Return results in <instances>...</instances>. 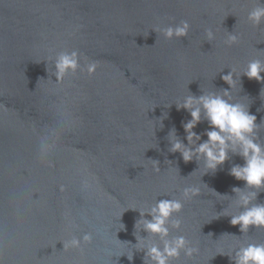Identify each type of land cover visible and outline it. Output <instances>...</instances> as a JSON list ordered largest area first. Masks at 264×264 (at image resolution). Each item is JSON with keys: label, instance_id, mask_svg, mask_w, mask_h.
Returning a JSON list of instances; mask_svg holds the SVG:
<instances>
[{"label": "water", "instance_id": "water-1", "mask_svg": "<svg viewBox=\"0 0 264 264\" xmlns=\"http://www.w3.org/2000/svg\"><path fill=\"white\" fill-rule=\"evenodd\" d=\"M254 6L256 0H0V255L5 264H143L144 253L131 245L139 212L128 208L179 198V189L191 185H199L202 194L185 202L174 217L182 219V228L171 235H185L200 253L192 260L181 253L173 264H233L216 253H227L236 240L264 242V229L220 237L242 236L231 217L215 219L223 209L238 211L233 198L215 192L234 196V186L243 188V181L228 174L233 164H243L239 156L230 154L215 173L202 175V163H185L178 152L168 151L169 131L175 127L186 144L182 121L191 119L175 103L190 93L228 88L221 76L230 67L239 73L250 60H264V25L246 22ZM181 20L191 25L187 37L166 40L152 30ZM207 28L215 33L211 43ZM228 32L240 35L237 45H225ZM64 50L96 61L95 74L78 73L53 84L47 61ZM262 88L264 83L241 75L233 91L258 124L264 121ZM46 127H56L60 138L57 149L41 160L38 143ZM207 127L202 122L194 131ZM260 136L264 141V123ZM152 160L159 162V173ZM256 202L264 203V191ZM65 213L77 227L69 228ZM85 232L93 233V241L83 253L63 251L62 241Z\"/></svg>", "mask_w": 264, "mask_h": 264}, {"label": "clouds", "instance_id": "clouds-1", "mask_svg": "<svg viewBox=\"0 0 264 264\" xmlns=\"http://www.w3.org/2000/svg\"><path fill=\"white\" fill-rule=\"evenodd\" d=\"M246 22L254 28L264 25V0H256V6L247 11ZM190 29L188 20H181L174 26L172 24L167 27L157 26L152 30L162 35L164 39L172 40L187 37ZM215 38L211 28L205 29L206 41L211 43ZM239 42L240 35L235 32H228L224 40L228 47L237 45ZM49 61L52 66L47 67L48 80H51L53 84H63L66 77H76L78 73L92 77L98 67L96 61H88L78 50L59 51L49 57L47 62ZM262 74H264V60L252 59L242 72L238 73L234 67H230V71L221 76V79L229 86L228 88L207 92L201 90L202 94L199 96L189 92L190 94L181 102L175 103L177 110H186L191 119L182 121L186 144L177 136L175 127L169 131V152H178L185 163L193 160L198 165L202 163L204 168L202 175L208 172L215 173L230 160L231 156H239L243 160L242 165L233 164L228 170L229 175L244 182L243 188L234 186L231 190L234 196L221 195L213 190L221 198H233L230 202L238 209L235 214L223 209L222 212L217 213L215 219L220 216L231 217L230 224L239 226L242 236L225 233L220 237H246L250 228L264 229V203L256 202L259 193L264 191V141L260 136L261 124L264 121L258 124L256 115L250 113L249 107L234 100L233 96L238 82L240 84L241 75L264 83ZM52 76H55V82L52 81ZM261 93H264V88L261 89ZM202 122H206L208 127L203 133L198 134L194 129ZM202 136H206L207 139L202 140ZM59 138L60 132L56 127L45 128L38 143V155L41 160H45L57 149ZM152 161L153 170L159 173L161 171L159 162ZM168 162L171 164V161ZM47 164L49 167H54V162L51 160H48ZM173 168L178 170L176 167ZM82 186L85 190L90 187L87 179L82 181ZM63 190L62 185L61 191ZM179 191V198L156 199L153 204L145 208H128L139 212V219L134 224L133 233L136 243H128L134 246L135 251L144 253L143 264H173L174 261L180 260L181 253L186 260H192L200 253V248L185 235L172 236L171 230H181L182 219L174 217H178V214L183 211L185 202L201 196V187L199 185L185 186ZM80 218L87 223L86 214H81ZM65 219L69 228L77 227L70 218V213H65ZM120 225H122L121 229H124L125 226L122 223ZM141 232L147 235L141 236ZM92 241V232H85L82 236L72 235L70 239L62 241L63 251L76 249L83 253V246L91 244ZM217 254L227 255L233 264H264V242L236 240L229 246L227 253L218 251ZM127 258L129 261L133 259V251L127 255ZM0 264H5L2 255H0Z\"/></svg>", "mask_w": 264, "mask_h": 264}]
</instances>
